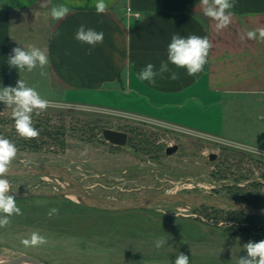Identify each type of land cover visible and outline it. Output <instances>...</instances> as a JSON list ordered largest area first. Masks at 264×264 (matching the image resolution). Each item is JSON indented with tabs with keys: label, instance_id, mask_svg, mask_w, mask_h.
Masks as SVG:
<instances>
[{
	"label": "rangeland",
	"instance_id": "obj_1",
	"mask_svg": "<svg viewBox=\"0 0 264 264\" xmlns=\"http://www.w3.org/2000/svg\"><path fill=\"white\" fill-rule=\"evenodd\" d=\"M58 98L59 96H54ZM47 100V99H46ZM38 122L64 131L25 139L15 130L12 108L0 103V136L17 147L9 170L65 167L88 192L103 198L127 199L163 192L203 194L264 207V155L251 148L151 118L105 108L48 100ZM104 128L127 132L126 146L107 142ZM40 145L39 150L32 148ZM178 150L168 155L170 146ZM210 154H216L210 160ZM18 192L71 189L58 171L39 176H6ZM20 215L0 226V264L32 255L43 264H174L183 253L189 264H239L244 245L264 240V221L216 208L160 204L123 212L92 207L76 196L17 198ZM57 208V214H50ZM5 214L0 213V217ZM38 232L39 246L21 241ZM166 243L156 247L158 241ZM18 264H34L22 261Z\"/></svg>",
	"mask_w": 264,
	"mask_h": 264
},
{
	"label": "crops",
	"instance_id": "obj_2",
	"mask_svg": "<svg viewBox=\"0 0 264 264\" xmlns=\"http://www.w3.org/2000/svg\"><path fill=\"white\" fill-rule=\"evenodd\" d=\"M105 2L106 12L97 14L96 0H0V89L21 79L47 100L144 116L264 155V41L246 37L264 27V0H235L232 22L220 31L200 0ZM59 4L70 11L54 20L50 9ZM81 24L102 31L103 43L76 40ZM174 34L212 42L203 71L188 76L170 65L176 80L140 81L146 64L167 59ZM17 46L46 51V75L10 67Z\"/></svg>",
	"mask_w": 264,
	"mask_h": 264
},
{
	"label": "clouds",
	"instance_id": "obj_3",
	"mask_svg": "<svg viewBox=\"0 0 264 264\" xmlns=\"http://www.w3.org/2000/svg\"><path fill=\"white\" fill-rule=\"evenodd\" d=\"M203 15L215 21L217 31L227 28L232 22L233 9L235 8V0H200ZM41 7H48L47 3H42ZM108 4L105 0H96L95 11L97 14L106 12ZM70 9L59 4L51 7L50 16L54 20L63 19ZM246 37L249 40L259 38L264 41V27L253 31H248ZM75 39L95 46L102 44L104 41V33L98 32L93 28H88L81 24L76 33ZM243 39V37H242ZM212 42L205 36L201 37L195 34L187 37L174 34L167 46V59L161 61L159 67L152 63L146 64L138 73L140 81H146L149 84H155L157 77H163L170 74L172 80H176L178 75L172 70L171 66L177 69H185L188 76H195L203 71L204 66L208 62ZM10 67L18 70L27 69L31 72L37 67L41 69V76L46 75L43 69L49 65L50 59L46 51L36 46H30L27 50L17 46L12 49L7 59ZM0 103L12 108L11 116L14 120L16 132L25 139H35L39 136V130L34 126L32 114L35 112L39 115L45 111L50 102L40 96L38 91L27 86L25 81L19 79L16 85L4 86L0 89ZM17 147L9 139L0 136V213L5 214L0 217V226L9 223V217L13 214L20 215L21 209L16 204V196L9 194L11 192L10 183L6 178L9 171V164L16 158ZM257 151V149H256ZM258 152V151H257ZM57 208H52L50 214H57ZM21 243L24 246H39L47 243L44 236L38 232H33L30 238L23 239ZM166 243L163 240L157 242L156 247H162ZM247 255L239 259V264H264V240L258 242L249 241L244 245ZM174 264H189V256L180 253Z\"/></svg>",
	"mask_w": 264,
	"mask_h": 264
},
{
	"label": "water",
	"instance_id": "obj_4",
	"mask_svg": "<svg viewBox=\"0 0 264 264\" xmlns=\"http://www.w3.org/2000/svg\"><path fill=\"white\" fill-rule=\"evenodd\" d=\"M1 115V109H0ZM104 139L117 146H126L129 141V135L127 132L114 130L110 128H104L102 131ZM179 146H170L167 148L166 153L171 155L178 150ZM210 160H215L217 158L216 154H210ZM58 171L60 174L64 176L66 180L72 185L71 189L60 190L56 192L49 191H32V192H18L13 191L9 194H13L16 197L20 198H28V197H36V196H76L81 198L89 203L94 208L104 210V211H113V212H123L130 210H141V209H149L160 204H185L187 206H191L194 208H216L220 210L226 211H236L241 212L246 215L256 216L260 218H264V207H258L249 203L240 202L231 199L225 198H217L212 196H207L203 194H181V193H170L163 192L159 194H146L143 196L135 197V198H127V199H110L103 198L91 194L88 192L79 182L74 180L70 173L64 175L65 167L59 165H51L47 166L43 170H9L7 176L13 177H25V176H39L44 175L50 171ZM22 261H30L34 264H43L41 260L38 258L24 254L18 257L12 258L9 261L2 264H18Z\"/></svg>",
	"mask_w": 264,
	"mask_h": 264
},
{
	"label": "trees",
	"instance_id": "obj_5",
	"mask_svg": "<svg viewBox=\"0 0 264 264\" xmlns=\"http://www.w3.org/2000/svg\"><path fill=\"white\" fill-rule=\"evenodd\" d=\"M35 127L39 130V137L41 140H43L45 137H52V135H56V137L58 139H60L62 142V137L64 136V131L59 128V129H55V128H49L45 123L43 122H38ZM36 140V139H35ZM65 143L63 142V145ZM33 149L35 150H39L41 147L40 145H34L32 146ZM16 198H20V197H16ZM203 208V207H202ZM226 211V210H224ZM230 213H235V214H238L240 216H242L243 218L245 219H248V220H251V219H258V220H263L264 221V218H260V217H256V216H250V215H246L244 213H241V212H236V211H230Z\"/></svg>",
	"mask_w": 264,
	"mask_h": 264
}]
</instances>
